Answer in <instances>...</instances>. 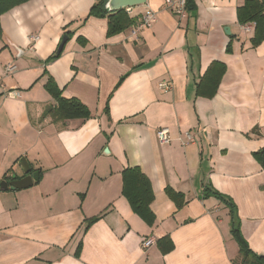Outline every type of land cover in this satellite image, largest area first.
I'll use <instances>...</instances> for the list:
<instances>
[{"label":"crops","instance_id":"1","mask_svg":"<svg viewBox=\"0 0 264 264\" xmlns=\"http://www.w3.org/2000/svg\"><path fill=\"white\" fill-rule=\"evenodd\" d=\"M96 1L30 0L0 16V64L18 69L0 76V183L24 176L22 158L39 173L31 187L0 191V264H237L229 210L207 187L233 201L242 237L264 256V154L255 156L264 153V39L252 47L254 25L238 22L245 0H193L185 18L146 0L124 9L134 24L112 36L106 17L82 21ZM148 9L154 22L134 36ZM214 62L225 66L216 92L198 96ZM49 78L87 120L42 117L55 105ZM131 167L151 184V227L121 194ZM166 187L183 194L182 208ZM163 236L174 245L164 255ZM146 239L154 243L143 249Z\"/></svg>","mask_w":264,"mask_h":264},{"label":"trees","instance_id":"2","mask_svg":"<svg viewBox=\"0 0 264 264\" xmlns=\"http://www.w3.org/2000/svg\"><path fill=\"white\" fill-rule=\"evenodd\" d=\"M30 0H0V16L12 8L26 3ZM107 0H97L90 8L87 16L82 21L90 17L104 18L108 20L107 36L118 34L132 24L134 21L128 16L124 9L117 12L109 13L105 9ZM186 9L191 11L194 9L193 0H186ZM238 22L241 25L253 24L254 32L251 39L252 47L259 45L264 39V0H245L243 7L237 11ZM65 35H69V32H65ZM79 41L83 42L81 38ZM2 41V30L0 27V43ZM227 52H230V47L227 48ZM61 53V52H60ZM56 52L48 57L45 62L52 61L59 57ZM225 71V66L221 63L214 62L205 73V77L201 78L196 85V94L198 96H205L207 98L214 95L218 87L220 78ZM123 80V77L120 81ZM119 81V82H120ZM45 90L55 101L53 107L47 108L42 117L50 116L53 121H64L71 119L87 120L90 117V112L79 100L75 98H64L61 90L53 82L52 78H49L44 85ZM263 150L255 153V156L260 160L263 156ZM122 196L127 200L131 210L135 213L147 226L151 227L154 224L155 216L150 209V205L154 199V194L151 188V184L147 177L141 172L138 167L126 168L122 171ZM3 181H7V177L4 176ZM166 196L175 204L177 209L182 208L185 205V198L183 194L174 191L170 187L164 189ZM206 192H209L206 194ZM206 196L212 195L224 204L230 215V228L231 235L235 239L238 248L240 260L237 264H264V256L257 255L251 251L247 242L241 235L240 223L236 215V208L233 201L219 192L212 190L211 188H205ZM100 216L87 220V227L98 221ZM156 246L161 254H167L174 249V245L169 236H163L156 241ZM81 249V243L78 245L75 251V257L79 256Z\"/></svg>","mask_w":264,"mask_h":264},{"label":"built area","instance_id":"3","mask_svg":"<svg viewBox=\"0 0 264 264\" xmlns=\"http://www.w3.org/2000/svg\"><path fill=\"white\" fill-rule=\"evenodd\" d=\"M165 7L167 10H169L173 15L177 16L178 18H185L187 15V9H186V0H165ZM126 12L131 13L132 8H126ZM155 13L152 10H146L140 20L135 23V25L132 27L131 33L135 36L139 31H142L143 29L150 28L152 23L155 20ZM246 30L249 29V27L245 28ZM36 37H31L32 41H35ZM15 67L11 64L6 65L4 67V70L6 73H11L14 71ZM161 87H165L164 84L161 85ZM187 142H195V139L188 133L185 134ZM157 138L159 143L161 144H169L170 143V135L169 131L167 129H160L157 131ZM154 243L153 239H146L141 244L143 249L149 248Z\"/></svg>","mask_w":264,"mask_h":264},{"label":"water","instance_id":"4","mask_svg":"<svg viewBox=\"0 0 264 264\" xmlns=\"http://www.w3.org/2000/svg\"><path fill=\"white\" fill-rule=\"evenodd\" d=\"M146 0H107L105 4V9L107 12H117L121 9L125 8H132L135 6L144 5ZM226 34H229V31L225 30ZM68 37L63 36L61 39V42L56 50V53L59 54L65 43L67 42ZM107 152V151H105ZM20 167L23 171L24 176L18 180L13 179L10 182H1L0 183V191H6L8 189L16 190V189H26L28 187H31L33 185V182L37 181L39 179V173L38 172H32L30 165L27 163V161L22 158L20 160Z\"/></svg>","mask_w":264,"mask_h":264},{"label":"rangeland","instance_id":"5","mask_svg":"<svg viewBox=\"0 0 264 264\" xmlns=\"http://www.w3.org/2000/svg\"><path fill=\"white\" fill-rule=\"evenodd\" d=\"M1 60H2V62H1V64H0V76L3 75L2 72H3V70H4V68H2V67H3V63H4V59H1ZM11 63H12V62H11ZM15 63H16V62L12 63V65H16ZM18 66H19V65H18ZM15 67H16V66H15ZM15 70L18 71L17 67H16ZM14 72H15V71H14ZM42 72H43V71H42ZM38 76H39V75H37V77H38ZM37 77L35 78V80L37 79ZM12 78H13V75L10 76L8 79H6L5 82H4L5 85H6V84H7V85H10V83H13L14 81H13ZM35 80H34V81H35ZM8 89H13V88H8ZM28 89H29V88H25V89H23V88H19V90H18V91H19V95L22 94L23 90H24L25 92H28ZM8 91H9V90H8Z\"/></svg>","mask_w":264,"mask_h":264}]
</instances>
